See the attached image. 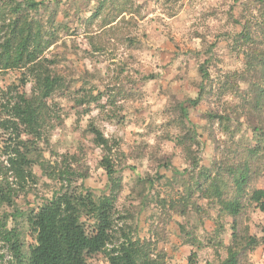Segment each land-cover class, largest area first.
<instances>
[{
    "label": "rangeland",
    "instance_id": "374dc122",
    "mask_svg": "<svg viewBox=\"0 0 264 264\" xmlns=\"http://www.w3.org/2000/svg\"><path fill=\"white\" fill-rule=\"evenodd\" d=\"M33 1L45 3L31 17L55 37L45 55L64 86L46 99L42 139L34 145L33 136L21 132L31 145L35 178L13 182L12 203L0 207L21 251L34 243L27 215L60 191L63 176L70 189L108 192L100 166L106 145L122 179L116 213L143 252L161 264H188L195 251L198 264H219L231 242L232 216L202 197L196 184L205 168L214 173L224 163L246 160L248 189L264 187V157L246 151L258 141L241 107L253 78H240L247 48L237 42L243 23L255 29L264 20V0ZM26 74L25 68L0 72V103L2 96L29 95L33 84ZM210 113L233 116V135L211 122ZM14 137L0 129L2 165L4 145L14 146ZM41 162L51 164L55 178ZM243 204L237 231L261 239L264 212ZM263 250L264 241L239 264H264ZM0 255V264L14 261L10 243L0 240ZM87 264L109 263L95 253Z\"/></svg>",
    "mask_w": 264,
    "mask_h": 264
},
{
    "label": "trees",
    "instance_id": "16d2710c",
    "mask_svg": "<svg viewBox=\"0 0 264 264\" xmlns=\"http://www.w3.org/2000/svg\"><path fill=\"white\" fill-rule=\"evenodd\" d=\"M43 4V1L33 0H0V72L25 68L33 84L29 95L17 93L11 99L1 97L0 108L5 118L0 120V129L15 133L16 142L14 146L4 145L6 164L0 163V207L12 203L13 182L35 178L31 171L34 163L31 145L21 138V132L33 136L32 144L42 139L43 122L49 112L46 99L64 86L62 77L49 67L51 61L45 55L55 37L46 31L44 23L31 17V12H37ZM252 28L249 21L243 23L237 41L247 48L246 68L240 78L246 81L253 78L242 94L241 107L246 109L244 119L258 139L253 147H247V155L261 153L264 157V20ZM199 71L207 78L203 66ZM240 118L234 119L239 121ZM208 119L217 123L223 132L233 135L228 126L233 116L210 113ZM115 144L116 151L118 144ZM103 148L106 153L100 166L106 171L108 192L95 196L88 190L70 189L71 181L64 185L67 178L63 176L60 191L26 217L34 236V243L26 253L21 251L15 230L7 229L0 215V240L10 243L15 258L7 264H87V258L95 253H103L109 264H161L143 252L140 240L132 238L129 230L120 224L122 217L116 213L115 204L122 179L109 155L112 147L103 145ZM40 166L50 178H55L56 170L51 164L41 162ZM221 169L213 173L211 168H205L201 173L202 182L196 184L197 191L202 197L215 200L224 215L232 216L231 242L226 245L227 255L219 264H239L242 254L253 251L264 241V235L259 239L249 234L248 229L243 235L237 231L243 200L264 212V187L248 189L250 166L246 160L224 163ZM179 212L184 214L183 210ZM195 257L193 251L188 264H198Z\"/></svg>",
    "mask_w": 264,
    "mask_h": 264
},
{
    "label": "crops",
    "instance_id": "0c3cea01",
    "mask_svg": "<svg viewBox=\"0 0 264 264\" xmlns=\"http://www.w3.org/2000/svg\"><path fill=\"white\" fill-rule=\"evenodd\" d=\"M257 251H259V250H257ZM264 251V250H263Z\"/></svg>",
    "mask_w": 264,
    "mask_h": 264
}]
</instances>
